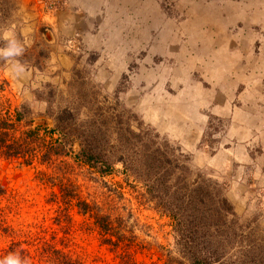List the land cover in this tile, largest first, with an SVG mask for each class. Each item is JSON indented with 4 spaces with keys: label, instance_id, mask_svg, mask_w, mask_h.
Returning <instances> with one entry per match:
<instances>
[{
    "label": "rangeland",
    "instance_id": "1",
    "mask_svg": "<svg viewBox=\"0 0 264 264\" xmlns=\"http://www.w3.org/2000/svg\"><path fill=\"white\" fill-rule=\"evenodd\" d=\"M11 6L0 5V109L63 153L0 155V264L15 263L14 249L24 264H50L51 248L75 264L178 260L170 190L143 183L146 149L173 178L182 168L187 184L221 196L227 264H264V0ZM77 200L131 243L103 244Z\"/></svg>",
    "mask_w": 264,
    "mask_h": 264
},
{
    "label": "trees",
    "instance_id": "2",
    "mask_svg": "<svg viewBox=\"0 0 264 264\" xmlns=\"http://www.w3.org/2000/svg\"><path fill=\"white\" fill-rule=\"evenodd\" d=\"M0 5L11 8L12 0H0ZM4 12L3 8L1 15ZM12 113L9 108L6 111L0 109V155L2 157H31L36 151V146L44 149L42 157L63 153L62 145L54 141L52 136H41L40 127L30 128L31 122L25 121L26 123L22 124L20 113L16 110ZM147 137L143 136L141 140ZM155 137L157 138V136ZM142 145L144 146V144ZM158 150L156 148V153H159ZM147 151L148 149L145 150V157L151 164L147 166L148 169L146 167L143 183L145 186L149 184L148 190L155 189L164 192L170 190L169 194H165L167 197L165 206L168 207L167 213L173 222V239L176 246L174 254H178L179 259L174 260L170 256L172 253L166 252L164 264H227V232L220 229V226H227V206L221 196L218 194L211 197L207 193L202 194L197 187L187 184L182 168H178V166L175 168H178L179 176L173 178L175 174L168 167L170 166L169 161L163 159V155L157 158L154 153H147ZM90 161L91 165L95 163ZM73 196L70 195L71 199ZM74 207L78 212L93 220V224L103 237V244L117 247L122 242L131 243L130 239L125 238L122 233L123 224H117L110 217L97 214L96 208L90 207L85 201L77 200ZM217 217H219L218 220ZM129 234L134 242V237L131 233ZM17 253L25 257L23 251L19 250ZM15 254L16 250H11L5 258L9 260L11 257L16 264H24L23 260L14 257ZM47 255L46 263L75 264L67 255L57 249L51 248ZM241 257L236 258V261H243L244 259ZM9 263L12 264V260L7 264Z\"/></svg>",
    "mask_w": 264,
    "mask_h": 264
}]
</instances>
